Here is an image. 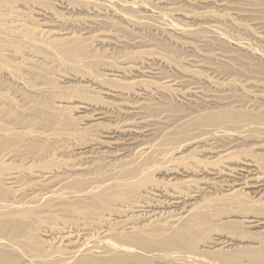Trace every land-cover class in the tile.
<instances>
[{
    "label": "bare ground",
    "instance_id": "bare-ground-1",
    "mask_svg": "<svg viewBox=\"0 0 264 264\" xmlns=\"http://www.w3.org/2000/svg\"><path fill=\"white\" fill-rule=\"evenodd\" d=\"M18 1L0 0L1 69L27 82L28 69L43 75L54 62V69H59L56 64L76 69L78 73L69 69L64 77L80 84L73 83L71 92L55 103L46 100L55 97V83L46 80L53 69L43 77L51 81L48 85L32 76L36 84L26 83L32 93L27 104L31 114L19 116L16 113L26 111L27 105L23 108L16 100L22 108L8 107L10 94L0 88V264H264V45L230 33L225 25L260 39L264 32L235 21L225 8L219 14L203 7L211 0H187L202 7L197 10L167 0H22L21 8ZM244 1L264 13V0ZM51 2L68 11L85 7L96 15L61 19ZM23 8H35L42 29L25 25L28 10ZM50 22L88 29L78 36L70 25L55 30L59 28ZM144 27L160 37L133 35ZM97 41L117 50L129 44L134 49L122 48L108 60L92 50L91 43ZM210 44L217 51L206 50ZM179 46L195 54L182 57ZM156 62L173 67L176 76L167 75ZM100 91L105 100L97 97ZM168 96L203 107L181 109L169 104ZM16 101L10 100L11 105ZM69 108L81 114L91 109L94 119L76 126ZM114 110L133 122H115L103 140L94 138L90 145L114 148L124 140L132 145L131 157L112 169H81L52 158L35 171L9 165V160L25 156L19 153L21 145L32 154L33 164L46 156L44 144L40 148L35 140L27 146L26 140L44 137L30 129V115L51 125L49 117L57 123L54 128L61 127L54 131L59 137L71 138L94 131L100 118L114 117ZM157 127L159 135L146 141ZM235 159L248 167L237 169L229 163ZM157 174H164L166 181L155 179ZM211 192L216 194L197 200ZM106 211L121 218L116 226L103 215ZM59 220L67 225L58 226ZM237 228L250 229L238 235Z\"/></svg>",
    "mask_w": 264,
    "mask_h": 264
},
{
    "label": "rangeland",
    "instance_id": "rangeland-1",
    "mask_svg": "<svg viewBox=\"0 0 264 264\" xmlns=\"http://www.w3.org/2000/svg\"><path fill=\"white\" fill-rule=\"evenodd\" d=\"M52 1V0H51ZM167 1H169V2H171V3H174V2H176V4H178L179 6H181V7H184V8H192V9H194V10H197V9H201L202 7H199L198 5L196 6V5H193V4H188V2H187V0H167ZM181 1V2H180ZM215 0H211V2H209L208 4H206V6H203V7H206V8H208V9H212V10H214L215 12H217V13H219V14H222V12L223 11H225V9H226V11H228V12H230V13H233L232 14V16L234 17V20L235 21H237V22H243V23H245V24H247V25H249V26H251L253 29L255 28L256 30H259V31H261V32H264V13H262L260 10H259V8L257 7V5L256 6H248V5H246V2L244 1V0H217L216 2H214ZM244 1V2H243ZM23 3L24 1H22V0H20V1H18V5L20 6V4L21 3ZM219 2V3H218ZM221 2L223 3L224 2V4H225V7L224 6H222L221 5ZM20 3V4H19ZM55 3V4H54ZM24 4V3H23ZM52 4H54V6L52 5ZM218 4H220V5H218ZM49 5H50V3H49ZM51 5H52V8H53V10L54 11H56L58 14V16H61V14H62V16H61V19H64L65 18V16L67 15V16H72V14H73V16L74 17H77L78 15V17H80V16H83V17H86V16H88L87 18H92V17H94L95 15H96V13H94V12H91V11H89V10H87L85 7H81V8H79V9H76V7L73 9V7L68 11V9H66V8H62L61 9V7H59V5L56 3V2H51ZM50 5V6H51ZM216 5H218V6H216ZM241 5V6H240ZM221 6V7H220ZM22 6H20V8H21ZM52 8H50V10L52 9ZM225 8V9H224ZM35 8H33V10H28V9H22V10H25V12H27V10H28V12H27V16H26V18L28 17V19H27V21H25V25H26V23H27V25H28V28H30V29H36V28H33L34 26L36 27L37 26V29L36 30H40V29H42L41 27H42V20H40V18H41V16H39L38 15V13L34 10ZM83 9H84V11H83ZM223 9V10H222ZM253 9V10H252ZM218 10H219V12H218ZM221 10H222V12H221ZM76 11V12H75ZM63 12V13H62ZM69 12V13H68ZM71 12V13H70ZM73 12V13H72ZM29 13V14H28ZM64 13H66V14H64ZM26 14V13H25ZM32 14V16H30ZM64 15V16H63ZM86 15V16H85ZM72 16V17H73ZM37 17V18H36ZM62 17H64V18H62ZM176 17H179V16H176ZM39 19V20H38ZM49 19H51V18H49ZM246 19V20H245ZM30 21V22H29ZM48 23H49V20H48ZM51 23V22H50ZM54 23V22H53ZM55 25H56V23H54ZM61 24V23H60ZM59 23L56 25V26H53L52 25V23H51V26H52V28L54 29L55 27H57V28H59V29H55V30H62V29H64V27H66V28H68L69 26L68 25H70L71 27H69V28H71L70 30H73L72 32H75L76 33V31L78 32V33H76V35H78L79 36V34L81 35V33L82 32H84V33H87V29H84L85 31H83V25L81 26V27H83V28H81L80 26H78V25H75V24H71V23H64L63 24V26H62V24L60 25ZM66 24V25H65ZM227 25H225V26H227V29L228 30H230V33H236V34H239L240 36H243V37H247V38H249V39H251V38H254L255 40H260V44H262V45H264V39H260V38H257V37H253L252 35H251V33H247V32H244V31H239V33H237L236 32V30L235 29H233V28H231L229 25H230V23H226ZM229 24V25H228ZM26 25V26H27ZM59 25H60V27H59ZM65 25V26H64ZM75 25V26H74ZM38 26H39V28H38ZM61 26H62V29H61ZM77 26V27H76ZM261 26V27H260ZM32 27V28H31ZM78 27H80V28H78ZM25 28H27V27H25ZM44 28V27H43ZM76 29V30H75ZM102 29L103 30H105L103 27H102ZM65 30V29H64ZM79 30V31H78ZM80 30H82V31H80ZM103 30H101V31H103ZM90 31V29L88 30V32ZM100 31V30H99ZM235 31V32H234ZM104 32V31H103ZM106 32V31H105ZM133 32H134V34H133ZM132 32V34L133 35H135V33L136 34H139L138 36H142V37H145V38H154V37H160V34H159V32L157 33V31L155 30V29H151V28H149V27H144V29H137V30H135V31H133ZM83 34V33H82ZM118 35H120L121 37L123 36H125L126 37V35H123V33L122 32H120V31H118V33H117ZM132 34L130 33V34H128L127 36H129V35H131L132 36ZM130 36V37H131ZM127 39L129 38V37H126ZM114 46V45H113ZM113 46L111 47L108 43H100V42H95V43H91V47H92V50H97V51H99V54H101V55H105L106 54V58L105 59H108V60H110L111 58H112V60L116 57V56H118V53L119 54H121L123 51L124 52H128L129 50H132V49H134L133 48V46L132 47H130L131 46V44H129L128 45V47H127V45L124 47H122L123 48V51H121L122 50V48H121V50H117V49H119V47H116V46H114V48H113ZM154 47V46H153ZM94 48V49H93ZM110 49V50H109ZM205 49L207 50H209V51H211V52H214V51H217L216 49H215V46L214 45H209V46H207V47H205ZM108 50V51H107ZM178 50H179V54L182 56V57H187V55L188 56H191L192 54H195L193 51L191 52L189 49H187V48H183V47H180L179 46V48H178ZM101 51H103V52H101ZM116 51V52H115ZM118 51V52H117ZM107 53H110V54H112V55H110V56H112V57H109L108 55L109 54H107ZM116 53V54H115ZM115 55V56H114ZM109 57V58H108ZM11 60L13 59V58H10ZM15 62V61H14ZM214 63L216 62V61H213ZM15 63H17V62H15ZM53 64H51V63H49V66H51V67H53V68H51L50 69V67H48L49 68V71L50 70H52L53 69V71H55V72H53V71H51V72H49L50 74H51V76H50V74L48 73H46L45 71L43 72V75H40V74H42V73H38V69H36V68H34V70L33 69H28V71L29 72H31L32 74L34 73V71L36 72V73H34L33 75L30 73H26V72H28V71H24V68L23 69H21V70H23L22 72H23V74L24 73H26L24 76H27V77H29V80L28 79H26V80H28L27 82L24 80V79H14L12 76H10L8 73H7V71H5V70H3V69H1V67H0V72L2 71V74H0V88H2V91H1V89H0V91H1V93H3V90H8L7 92H4V93H7V95L8 94H10V95H8V101H7V106L9 107V105L11 106L10 108H12V107H14V105H17V107H18V109H19V106L21 107V104H18V102L17 101H19V103H22V106H23V108L30 102V98H29V94H32L29 90V88L28 87H30L28 84L30 83V81H31V83H32V85H33V83L34 84H36V79L35 78H37V81H39V82H37V83H40V82H42V84H44V83H46V85H48L51 81H53L54 83H55V85L54 86H56L55 87V89H53L55 92L53 93V95H55V97L54 96H52V97H48L46 100H48V101H55V99L56 100H59L61 97H63V95L64 96H67V94L68 93H70L71 91H70V89H72V88H74V87H79V82H77L76 80H74V79H70V78H65L64 76H66V74H68V73H71V71H72V73L74 72V73H78L77 72V70L76 69H71L70 67H68V66H65V65H63V64H61V66L60 65H58V64H56V68H59V69H54V66L53 65H55L54 64V62H52ZM217 64H223V62H220V63H215V65H217ZM220 65V66H221ZM60 66V67H59ZM63 66V67H62ZM155 66L156 67H158V68H161L162 69V71H164L165 73H168L167 75H171V76H176V74H177V71H175L174 69H173V67H171V66H167V65H163V64H159V63H155ZM217 66H219V65H217ZM219 66V67H220ZM61 67H62V69H61ZM68 68V69H67ZM190 68H193V67H190ZM70 69V70H69ZM69 70V72L68 73H66L67 71ZM5 71V72H4ZM41 71V70H40ZM56 71H57V73H56ZM79 71V70H78ZM5 74H4V73ZM63 72V73H62ZM205 72H208L207 70H205ZM233 72L234 73H236V71L235 70H233ZM47 74V78H46V76H45V78H46V80L48 79V78H50L51 79V81L49 80L48 82L43 78L44 77V74ZM39 76H38V75ZM45 74V75H46ZM239 75V74H238ZM8 76H9V78H8ZM35 76V78H33V77ZM243 76H245V75H243ZM39 77V78H38ZM52 77V78H51ZM107 78H108V76H106ZM26 78V77H25ZM54 78V79H53ZM109 78H111V77H109ZM123 78H125V77H123ZM11 79V80H10ZM31 79V80H30ZM122 79V78H121ZM14 80V81H13ZM35 80V81H34ZM45 80V81H44ZM13 81V82H12ZM25 81V82H24ZM44 81V82H43ZM67 81H69L68 83H67ZM17 82H19L17 85H16V83ZM22 82V83H21ZM26 83H28V84H26ZM75 84V86H74V84ZM110 83H111V81H110ZM23 84H25L24 86H22ZM20 86V87H19ZM24 87V88H22V87ZM67 86H69V87H67ZM72 86H74V87H72ZM206 86V85H205ZM26 87V88H25ZM57 87H59V88H57ZM61 87V88H60ZM16 88H17V90H16ZM69 88V89H68ZM206 88H208V86H206ZM22 89V90H21ZM24 89V90H23ZM19 90V92L17 93V91ZM26 91H28V92H26ZM95 91V90H94ZM9 92V93H8ZM25 92V93H24ZM61 92V93H60ZM97 92V91H96ZM21 93V94H20ZM22 93H24V95L22 96ZM58 93V94H57ZM19 94V95H18ZM28 94V95H27ZM13 95V96H12ZM17 95V96H16ZM96 95H98L97 97H99V98H104V94H103V92L102 91H100V92H98ZM9 96L11 97V98H9ZM19 96H22V97H25V99L24 98H22V97H19ZM50 96V95H49ZM59 97V98H58ZM14 98H16V99H14ZM24 99V100H22V99ZM54 98V99H53ZM58 98V99H57ZM133 98V97H132ZM11 101H16L17 102V104L16 103H13L12 105H11V103H10V100ZM19 99V100H18ZM156 100H158L157 98H155ZM163 99V98H162ZM103 100H105V99H103ZM132 100V99H131ZM165 100L167 101V102H170L169 104H171V105H177V104H179V106H180V108L181 107H184L186 110H188V111H193V109H196L197 107L199 108V107H203V106H200L199 104H198V106H197V104H195V103H193V105H191V104H189L188 103V105H187V103L185 102V101H183V100H181V99H179V97H171V96H168L167 98H165ZM28 101V102H27ZM130 101V100H129ZM6 102V101H5ZM73 102H75V103H77V102H79V101H73ZM260 102H263L262 100L260 101ZM55 103H58V102H56L55 101ZM5 105H6V103H4ZM78 104V103H77ZM183 105V106H182ZM1 106V105H0ZM2 106H4V105H2ZM28 106H30V105H27V107H26V111H24V110H19L18 111V109H17V111L16 110H14V113H16V115H18L19 116V114H22V115H26V114H28L29 115V113H30V111H29V108L30 107H28ZM195 106V107H194ZM211 106H213L214 107V105H211ZM91 106H89V107H87V108H90ZM189 107V108H188ZM193 107V108H192ZM22 108V107H21ZM101 108V107H100ZM107 109V107H103V109L104 110H106ZM181 109H183V108H181ZM27 110H28V112H27ZM89 110V111H88ZM79 110L78 109H72V108H69L68 109V112H67V114L69 115V117H71L72 118V122H74L75 121V123H77V125L76 126H79V127H81L82 126V124H83V122H87V121H92V119H94V116H92V110L91 109H87V110H84L83 112H82V114L81 113H79L78 112ZM115 111V112H114ZM113 112V115H114V117L113 118H110V119H106V118H100L99 119V121H97V123H99L95 128H94V131H92V132H88V133H86L85 132V134L84 135H81V136H83V137H78V136H73V137H68V138H61V137H59V135H57V133L56 132H54V131H59L60 129H61V127H59L58 129H56V128H54L55 127V125L57 124V123H54L53 122V120L52 119H50L49 117H47V116H45V118L48 120V122H50L51 123V125L49 124V123H47V122H44L43 120H40L41 118H38V119H36L35 120V118H33L32 117V115H30V117L28 118L29 120H32V121H30L29 123H31V124H29V123H26L25 125H26V127H27V124H29L30 126H32L30 129H32V130H38V132H41V134L44 136V137H33V138H30V140H28V142H27V140H26V143H27V146L29 145H31L35 140L37 141V143H36V141L34 142V144H37V145H39V147L40 148H42L44 145V153L46 154V156L44 157V160H43V162H37L36 164H33L32 163V161H31V159H32V154H29V153H27V152H25L24 150L25 149H23V145H21V148H19V153H21L24 157H22V158H14V159H12V160H9L8 162H9V165H13L14 166V164L16 165L15 167H23V168H25V169H27V168H29V170H37V169H41L43 166H47V165H49V164H47L48 162L47 161H49V162H51L52 163V161H57V162H61V163H66V165H70V166H73V167H77L78 165H80V166H78V168H81V169H83L84 167H88L89 169H94V170H96L98 167H101V168H105V170L107 171V170H110V169H112L113 168V164H116V163H118V162H120V161H122V160H127V159H129L130 157H131V153H132V145L130 146V145H128L127 143L128 142H126L125 140H124V143H121V144H119V146L117 145V146H115L114 148H116V147H118L117 149H114V148H108V147H100L99 148V146H90L91 144H92V142H94L93 141V139L95 138H97V140L98 139H100L101 140V138H102V140H103V137L102 136H104L105 134H104V131L106 130V129H108V127H115V122H118V121H120V123L119 124H122L123 122H133V120H131V119H128L129 117H126V119H125V115H123V114H119L118 112V110H114ZM23 112H24V114H23ZM13 113V114H14ZM19 113V114H18ZM31 114V113H30ZM91 115V116H90ZM75 118V119H74ZM131 120V121H130ZM123 121V122H122ZM127 122V123H128ZM39 123H40V125H39ZM12 124V123H11ZM33 124V125H32ZM53 124H55V125H53ZM13 126H14V124H12ZM109 125V126H108ZM141 125V124H140ZM143 125V124H142ZM141 125V126H142ZM16 126V125H15ZM30 126H28V127H30ZM38 126H41V127H38ZM41 128V129H40ZM54 129H56V130H54ZM157 129L158 130H155L156 131V133L154 134V135H147V138H146V141L148 140V141H150V140H154L156 137L155 136H158L159 134H158V132L160 131L159 129H160V127H157ZM42 131H46V132H48V133H46V132H44V133H42ZM57 131V132H58ZM49 132L52 134V132H53V134H52V136H53V140L51 141L50 139H51V134H50V136L48 135L49 134ZM45 133H46V135H45ZM84 133V132H83ZM82 133V134H83ZM104 134V135H103ZM96 135V136H95ZM97 135H98V137H100V138H98L97 137ZM46 136H49V138L48 137H46ZM55 136V137H54ZM119 136H121V137H124L123 135H119ZM76 137V138H75ZM46 138H48V142H46L45 143V141H47V139ZM56 138H59V139H56ZM145 138V137H144ZM40 139L42 140V142L40 141ZM45 139V140H44ZM74 139V140H73ZM31 140H32V142H31ZM39 140V141H38ZM57 140H59V141H57ZM87 140V141H86ZM99 141V140H98ZM121 141H123V139H121ZM39 142H41V143H39ZM0 143H1V141H0ZM44 144V145H43ZM224 144V143H223ZM47 145V146H46ZM81 145H82V147H81ZM87 145V146H86ZM122 145V146H121ZM0 146H1V144H0ZM28 146V147H29ZM42 146V147H41ZM223 146H226V143H225V145H223ZM84 147V149H82ZM86 147V148H85ZM90 149H89V148ZM3 148V147H2ZM1 148V149H2ZM95 148V149H94ZM121 148V149H120ZM123 148V149H122ZM223 148V147H222ZM46 149V150H45ZM61 149V150H60ZM91 149H93V151L91 150ZM113 149V150H112ZM189 149V148H188ZM187 148H186V150H188ZM50 150V151H49ZM81 150V151H80ZM186 150H184V151H186ZM190 150V149H189ZM258 150H260V149H255V151H258ZM52 151H53V153H52ZM62 151V152H61ZM57 152V153H56ZM188 153H189V151H187ZM187 152H185V153H187ZM262 152V151H261ZM49 153V154H48ZM58 153H59V155H58ZM44 154V155H45ZM55 154V155H54ZM57 154V155H56ZM83 154V155H82ZM60 155H62L61 157H60ZM29 156V157H28ZM68 156V157H67ZM55 157V158H54ZM50 158V159H49ZM51 158H52V161H51ZM57 158H59V160L57 159ZM117 158V159H116ZM120 160H119V159ZM123 158V159H122ZM244 157H242L241 159H243ZM246 158V157H245ZM19 159V160H18ZM65 159V160H64ZM16 160V161H15ZM28 160H29V162H28ZM47 160V161H46ZM86 160V161H85ZM119 160V161H118ZM14 161V162H13ZM44 161L45 162H47V163H44ZM23 163V164H21V163ZM76 162V163H75ZM243 162V163H242ZM20 163V164H19ZM229 163L230 164H232L233 166H237L238 168L237 169H242V167H248V165H246L245 163H244V161L243 160H237V159H235V160H231V161H229ZM30 164H33V165H29ZM112 166V167H110V165ZM25 167H24V166ZM32 166V167H31ZM107 166H109L108 168L109 169H107ZM21 167V168H22ZM20 168V169H21ZM58 168V167H57ZM57 171L58 170H60L59 168L58 169H56ZM239 172V171H238ZM241 172V174H242V172H243V174L244 173H246V172H244L243 170L242 171H240ZM155 176H157V177H155ZM154 176V178L155 179H157L159 182H162V183H164L166 180H164V179H166V176H164V174L163 175H155ZM160 179H159V178ZM161 177H163V179L161 178ZM240 177V176H239ZM161 179H162V181H161ZM223 189H225V187L223 188ZM217 191V190H216ZM222 191V190H221ZM215 192V191H214ZM219 191H217V193H218ZM216 193H212L211 192V194H209V193H203V194H201V195H203V196H199V197H197V200H200V199H202L201 197H206V196H211V195H215ZM250 195V194H249ZM255 195H253V194H251L249 197H254ZM257 198V197H256ZM104 209H102V207L101 208H99V211H103ZM105 211V210H104ZM103 211V212H104ZM107 212V211H106ZM105 213V212H104ZM103 214V213H102ZM108 214V212L106 213V214H103V215H105V217H106V215ZM107 217H111V216H108L107 215ZM66 218V217H65ZM108 218V219H109ZM114 216H112L111 217V219H109V220H111V221H109L110 223H112V222H115V223H112L113 225H112V227L113 226H116V222L118 221V220H120L121 218H117V219H115V221H114ZM118 223H119V221H118ZM60 224H61V226H64L65 224L67 225V223H64L63 224V222H62V220L60 221L59 220V222L57 223V225L58 226H60ZM118 225V224H117ZM60 226V227H61ZM250 228H244V229H236V230H238V232H237V234L238 235H241L240 233H242V234H244L243 232H245L246 230H249ZM244 230V231H243ZM45 236H43V235H41V234H39V238L41 239V240H46V238H44Z\"/></svg>",
    "mask_w": 264,
    "mask_h": 264
}]
</instances>
